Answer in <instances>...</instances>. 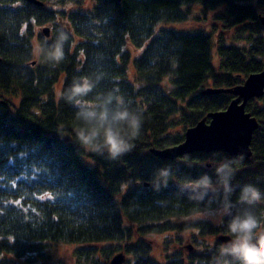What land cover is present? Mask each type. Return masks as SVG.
<instances>
[{
    "label": "trees",
    "instance_id": "1",
    "mask_svg": "<svg viewBox=\"0 0 264 264\" xmlns=\"http://www.w3.org/2000/svg\"><path fill=\"white\" fill-rule=\"evenodd\" d=\"M39 1L44 5L0 0V264H53L50 243L78 245L74 255L89 264H109L117 252L128 256L125 264H206L208 246L230 236L226 220H187L209 207L184 197L180 185L204 173L215 179L216 163L231 157L163 160L152 149L181 144L187 129L234 99L202 94L206 88H234L264 71V0ZM192 14L208 29L155 33L158 22H185ZM57 26L72 40L54 66L38 58L36 47ZM89 73L103 76L97 91L115 88L144 115L135 149L115 162L82 155L74 143L75 108L60 98L73 76ZM246 111L259 128L233 183L264 188V97L249 101ZM165 165L173 180L154 191L151 178ZM257 213L264 216V205ZM170 234L179 245L189 239L195 250L159 261L146 237Z\"/></svg>",
    "mask_w": 264,
    "mask_h": 264
},
{
    "label": "clouds",
    "instance_id": "2",
    "mask_svg": "<svg viewBox=\"0 0 264 264\" xmlns=\"http://www.w3.org/2000/svg\"><path fill=\"white\" fill-rule=\"evenodd\" d=\"M72 34L63 26L54 28V35L37 45L36 55L50 65L65 59L66 45ZM101 74L73 76L61 93V100L75 108L74 143L82 155L115 162L133 151L144 125L143 113L132 106L115 88H101ZM92 97L91 102L88 101ZM244 157L238 155L220 159L214 167V177L207 173L180 185L181 194L188 200L209 207L208 215L225 222L230 239L212 248L206 264H264V216L257 209L264 205V188L256 183L234 184ZM170 165L153 174L151 186L159 192L173 180ZM239 188L236 201L233 194ZM215 204V209L212 205ZM242 206V207H241Z\"/></svg>",
    "mask_w": 264,
    "mask_h": 264
},
{
    "label": "water",
    "instance_id": "3",
    "mask_svg": "<svg viewBox=\"0 0 264 264\" xmlns=\"http://www.w3.org/2000/svg\"><path fill=\"white\" fill-rule=\"evenodd\" d=\"M26 1L36 6L44 5L39 0ZM259 19L264 26V12L260 14ZM42 32L46 38L51 36L50 27H45ZM201 93L230 94L234 99L225 110L211 112L195 126L187 129L181 144L166 149H152V153L163 160H175L194 153L213 152L227 153L230 157L242 155L249 159L253 154L251 141L254 132L259 128V122L246 111V106L249 101L264 97V71L249 75L243 84L234 88L208 87ZM221 238L225 242L230 236ZM192 248L189 247V251H192ZM125 262V254L119 252L113 256L109 264Z\"/></svg>",
    "mask_w": 264,
    "mask_h": 264
},
{
    "label": "rangeland",
    "instance_id": "4",
    "mask_svg": "<svg viewBox=\"0 0 264 264\" xmlns=\"http://www.w3.org/2000/svg\"><path fill=\"white\" fill-rule=\"evenodd\" d=\"M88 2L84 4L85 9L88 7ZM198 14H192L190 16V20H187L185 22H177V21H161L158 22L155 28V33H159L162 29L167 30H173L176 32H182V33H196L202 30H207V27H203L202 25H199L197 21L195 20V17ZM219 58L217 57V54L215 50L212 52V64L214 66L218 65ZM135 70V69H134ZM133 70V71H134ZM135 75V77H133ZM134 75H131L130 71V78L131 81L137 83L136 86L140 85V83L137 80V72L134 71ZM164 88L166 91H168V88L171 86L170 77H165L163 80ZM213 87V86H209ZM209 211L203 212L201 214H197L196 216L192 215L187 220H197L199 218L202 219H209L215 224H221V221H218V219L215 216L208 215ZM168 237V238H167ZM174 234L168 235H150L147 236V242L152 246L153 253L155 257H157L160 260H162L163 257H165L166 253L175 252L176 250L182 251V252H192L195 250L193 243L187 239L182 244L174 243L172 239H174ZM170 238V239H169ZM169 240V243L167 242ZM193 247L192 251H189V247ZM79 246L76 244H65L64 243H50V246L47 247L46 252L48 255H50L49 261L53 264H89L88 261H86L83 257H80L79 259L74 255V251ZM118 253V252H117ZM116 253V254H117ZM115 254V255H116ZM126 260L128 259V256L125 254ZM25 264H29V262L25 261ZM34 264H42V260L39 259Z\"/></svg>",
    "mask_w": 264,
    "mask_h": 264
}]
</instances>
